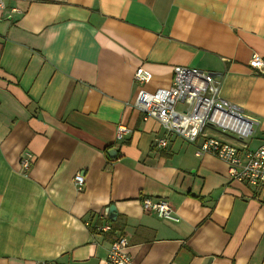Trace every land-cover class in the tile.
<instances>
[{"label":"crops","instance_id":"obj_1","mask_svg":"<svg viewBox=\"0 0 264 264\" xmlns=\"http://www.w3.org/2000/svg\"><path fill=\"white\" fill-rule=\"evenodd\" d=\"M1 1L0 264H108L109 221L135 264H264V186L179 137L154 147L167 132L133 105L139 66L149 90L175 65L208 70L257 121L248 148L262 144L264 73L249 59L264 58V0Z\"/></svg>","mask_w":264,"mask_h":264},{"label":"built area","instance_id":"obj_2","mask_svg":"<svg viewBox=\"0 0 264 264\" xmlns=\"http://www.w3.org/2000/svg\"><path fill=\"white\" fill-rule=\"evenodd\" d=\"M249 64L264 73V59L257 53L252 54ZM134 78L140 84H145L152 78V73L139 66ZM135 104L144 119L156 118L166 130L165 136L156 138L160 146H165L171 136L190 143H196L201 138L198 154L210 152L218 156L228 165L233 179L264 184V141L256 149L240 150L209 132L213 130L233 135L239 141H248L254 135L257 124L252 116L220 95L219 85L212 72L188 65H175L169 87L154 91L141 88ZM180 104L182 106L178 107ZM130 132L129 126L118 124L116 139L123 140ZM75 181L81 188L84 177L77 174ZM143 206L155 210L161 217H173L169 204L163 198L145 197ZM107 263L134 264L124 239H118L112 244Z\"/></svg>","mask_w":264,"mask_h":264},{"label":"bare ground","instance_id":"obj_3","mask_svg":"<svg viewBox=\"0 0 264 264\" xmlns=\"http://www.w3.org/2000/svg\"><path fill=\"white\" fill-rule=\"evenodd\" d=\"M254 53H257V52H254ZM253 54V53H252ZM259 56H261L259 53H257ZM252 56V55H251ZM251 56H250V59H251ZM262 57V56H261ZM263 58V57H262ZM250 59H249V63H250ZM264 59V58H263ZM179 65V64H178ZM181 65V64H180ZM250 65V64H249ZM137 69V68H136ZM135 79V78H134ZM172 79H173V77H172ZM136 80V79H135ZM151 80V79H150ZM149 80V81H150ZM148 81V82H149ZM148 82H146L145 84H140L139 82H138V84H139V90L141 89V88H145V89H147L146 88V84L148 83ZM217 83H218V81H217ZM171 84H172V82H171ZM170 84V85H171ZM169 85V86H170ZM218 85H219V83H218ZM168 86V87H169ZM161 88H165V87H161ZM158 89V88H157ZM219 89H220V86H219ZM139 90L137 91V94H138V92H139ZM147 90H149V89H147ZM149 91H154V90H149ZM137 94H136V96H135V98H134V103H133V105L136 107V108H138L137 106H136V104H135V101H136V97H137ZM221 95V94H220ZM223 97V96H222ZM224 98V97H223ZM226 99V98H225ZM227 100V99H226ZM229 101V100H228ZM182 105L180 104V105H178V107H181ZM118 141H122V140H118ZM227 142V141H226ZM188 143H190V142H188ZM227 143H231V142H227ZM169 144V142L165 145V146H160L156 141L154 142V147H156V148H165L167 145ZM190 144H193V145H196V154L197 155H201V154H206V153H210V152H204V153H201V154H198V148L200 147V144H201V142H196V143H190ZM231 144H233V145H235L236 147H239L240 148V150H242V149H250V148H248V141H240V144H235V143H231ZM261 145V144H260ZM259 145V146H260ZM258 146V147H259ZM258 147H256V148H258ZM255 148V149H256ZM251 150H253V149H251ZM210 154H213V153H210ZM213 155H215V154H213ZM115 156V155H114ZM113 156V157H114ZM216 156V155H215ZM218 157V156H217ZM219 158V157H218ZM220 159V158H219ZM222 160V159H221ZM223 161V160H222ZM22 165H23V167L24 168H29V165H30V160L29 159H24L23 161H22ZM227 165V164H226ZM227 167H228V165H227ZM228 173H229V168H228ZM77 174H81L83 177H84V175L82 174V172H78V173H76L75 174V176L77 175ZM75 176H74V183H75V185H76V187L78 188V190H82L83 189V186H84V183H85V177H84V183H83V185H82V187L81 188H79L78 187V185H77V183H76V181H75ZM229 177L232 179V180H237V179H233L231 176H230V173H229ZM238 181H242V180H238ZM246 182V181H245ZM248 183V182H247ZM248 184H250V185H253V186H264V184H251V183H248ZM147 197H149V196H147ZM145 198V197H144ZM144 198H142V205H143V199ZM151 198V197H150ZM158 198V197H157ZM164 199V198H163ZM164 200H166V199H164ZM167 201V203L169 204V206H170V208H171V210H172V215H173V217L172 218H169V219H173V220H179V218H178V216H176L175 215V213H174V211H173V209H172V206H171V204L169 203V201L168 200H166ZM144 207V206H143ZM145 209V208H144ZM155 211V210H154ZM107 213V212H106ZM107 216L109 217V215H108V213H107ZM165 218H167V217H165ZM110 219V218H109ZM98 229H100L101 231H112L113 232V237H112V241H111V245H110V248L112 247V244L116 241V240H118V239H124L125 241H126V245H127V240L123 237V236H121L118 232H114L115 230L113 229V227L110 225V221L108 222V223H106L105 225H102V226H100V227H98ZM110 248H109V251H110ZM129 253V252H128ZM130 254V253H129ZM108 255H109V252H108ZM108 255H107V259H108ZM131 255V254H130ZM132 256V255H131ZM133 258V257H132ZM133 261H134V259H133ZM135 264V263H134Z\"/></svg>","mask_w":264,"mask_h":264},{"label":"water","instance_id":"obj_4","mask_svg":"<svg viewBox=\"0 0 264 264\" xmlns=\"http://www.w3.org/2000/svg\"><path fill=\"white\" fill-rule=\"evenodd\" d=\"M214 75H216V73L214 74ZM217 76H215V78H216ZM116 153V150H114L113 149V154H115ZM109 154L112 156L113 154H112V150L111 151H109ZM115 212V207H114V205H110L109 207H108V209H107V213H108V215H109V217H111V219H114V217L116 216V214L114 213Z\"/></svg>","mask_w":264,"mask_h":264},{"label":"rangeland","instance_id":"obj_5","mask_svg":"<svg viewBox=\"0 0 264 264\" xmlns=\"http://www.w3.org/2000/svg\"><path fill=\"white\" fill-rule=\"evenodd\" d=\"M214 133V134H216V135H218V136H220V134L219 133H217V132H214V131H210V133ZM223 136L224 137H231V138H234L232 135H230V134H223Z\"/></svg>","mask_w":264,"mask_h":264}]
</instances>
